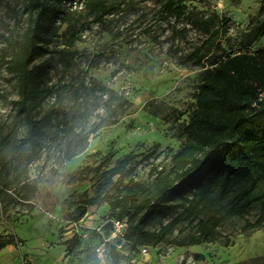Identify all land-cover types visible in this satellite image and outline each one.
Listing matches in <instances>:
<instances>
[{"label": "rangeland", "instance_id": "obj_1", "mask_svg": "<svg viewBox=\"0 0 264 264\" xmlns=\"http://www.w3.org/2000/svg\"><path fill=\"white\" fill-rule=\"evenodd\" d=\"M104 1L117 7L103 17L88 0L60 3L49 34L51 48L69 53L46 57L50 68L46 83L54 87L46 107H55L59 119L54 122L65 117V124L45 128L36 153L28 146L18 153L27 125L14 109L19 99L16 79L0 67V134L11 139L1 156L19 171L26 168L19 184L0 195V235L16 238V243L0 249V264H112L116 240L107 242L105 251L95 252L100 243L95 227L112 217L109 205L90 207L76 227L70 216L74 208L66 200L93 195L95 168L101 164L111 168L128 154L137 156V179L150 184L151 168H168L180 147L181 124L188 120L204 69L188 55L205 39V31L187 16L164 14L160 0ZM261 1L186 3L201 15L216 11L229 17L230 27L220 39L225 48L242 50L244 33ZM29 13L28 0H0V48L5 36L23 33ZM261 47L264 37L252 50ZM4 181L0 176V188ZM24 182L37 192L22 197ZM259 214L256 207L244 218H233L219 228L214 240L198 245L159 243L146 246L144 254L119 240L118 248L124 252L120 264H264V223L242 230ZM171 218L172 214L159 217L151 228ZM195 233L196 222H185L173 237L181 240ZM76 239L80 244L71 247ZM196 253L204 258L195 259Z\"/></svg>", "mask_w": 264, "mask_h": 264}, {"label": "trees", "instance_id": "obj_2", "mask_svg": "<svg viewBox=\"0 0 264 264\" xmlns=\"http://www.w3.org/2000/svg\"><path fill=\"white\" fill-rule=\"evenodd\" d=\"M62 1L28 0L30 13L23 33L1 35L4 44L0 48V67L16 79L19 99L14 109L27 125L19 155L27 146L30 153L37 152L45 128L58 129L65 124V117L54 122L59 119L55 107H46L48 97L54 93V87L46 83L50 71L46 57L52 52L65 56L69 53L65 48L54 51L49 35ZM88 1L99 11V17L117 7L104 0ZM159 2L164 14L176 19L187 16L206 33L202 43L188 55L194 65L204 69L188 120L181 124L180 147L168 168H151L150 184L137 179V156L128 154L111 168L103 169V164L95 168L93 195L84 193L77 200H66L74 208L70 216L75 222L81 221L90 207L108 204L109 219L127 222L123 241L140 251L159 243L185 246L212 241L219 228L235 217L244 218L256 207L260 208L258 218L247 220L242 230L264 223V47L252 50L264 37V0L258 13L250 18L242 50L227 49L220 39L230 27L229 17L216 11L201 15L203 12L196 11L197 7L190 9L186 0ZM10 145V136L0 134V176L5 179L0 195L19 184L26 171H19L13 161L1 156ZM32 159L29 154L28 161ZM21 188L24 198L37 192L28 182ZM169 214L171 220L151 228L154 220ZM185 222H196L197 233L178 240L173 237L174 231ZM111 227L108 223L105 231L109 233ZM6 239L0 235V249L16 243L14 236ZM79 244L76 239L71 247ZM121 248L112 246V264L121 263ZM194 258L202 260L204 256L196 253Z\"/></svg>", "mask_w": 264, "mask_h": 264}, {"label": "built area", "instance_id": "obj_3", "mask_svg": "<svg viewBox=\"0 0 264 264\" xmlns=\"http://www.w3.org/2000/svg\"><path fill=\"white\" fill-rule=\"evenodd\" d=\"M108 223H111L112 225L109 233L105 231V226ZM79 224H80V221L79 222L74 221V225L76 227ZM126 227H127V222L125 220L122 221L118 219H109V218H107L104 222H101L100 224H98L95 227V229L100 234V243L98 247L95 248V251L97 253L105 251V246L107 242H112L113 240H116V242L114 243L116 244V246H122L119 243V240L124 239ZM141 251L145 254L147 252V247L141 248Z\"/></svg>", "mask_w": 264, "mask_h": 264}]
</instances>
